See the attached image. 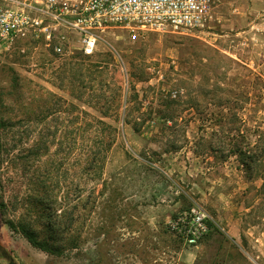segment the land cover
<instances>
[{
	"label": "rangeland",
	"instance_id": "obj_1",
	"mask_svg": "<svg viewBox=\"0 0 264 264\" xmlns=\"http://www.w3.org/2000/svg\"><path fill=\"white\" fill-rule=\"evenodd\" d=\"M199 41L114 29L92 55L58 56L30 37L0 50V264L263 263L264 77H229L232 62ZM190 148L214 162L237 154L255 176L239 245L177 178L174 154ZM194 202L215 225L190 246L168 221Z\"/></svg>",
	"mask_w": 264,
	"mask_h": 264
},
{
	"label": "built area",
	"instance_id": "obj_2",
	"mask_svg": "<svg viewBox=\"0 0 264 264\" xmlns=\"http://www.w3.org/2000/svg\"><path fill=\"white\" fill-rule=\"evenodd\" d=\"M220 2L0 0V50L13 48L19 40L30 37L58 56L73 49L92 55L103 35L114 29L125 30L133 40L151 31L195 37L210 26ZM214 225L212 214L197 202L168 221L170 229L190 246L198 245Z\"/></svg>",
	"mask_w": 264,
	"mask_h": 264
},
{
	"label": "crops",
	"instance_id": "obj_3",
	"mask_svg": "<svg viewBox=\"0 0 264 264\" xmlns=\"http://www.w3.org/2000/svg\"><path fill=\"white\" fill-rule=\"evenodd\" d=\"M190 38L199 39L203 48L222 52L232 62L225 73L229 77H246L248 81L252 77H264V0H222L215 8L210 26L202 34ZM190 46L195 50V42L191 41ZM231 48L234 54H231ZM238 48L244 52L247 49V57L240 58ZM202 59L208 60L206 56ZM247 111L256 119L254 99L248 103ZM258 112L264 113V105ZM259 122L254 120L248 124L257 123L264 129V121ZM193 144L191 141V146ZM174 156L175 166L180 167L184 163L176 176L191 184L190 198L203 202L214 211L218 225L227 232L228 238L238 245L242 243L245 232L240 212L246 195L250 196L255 191L250 185L256 182L254 175L250 177L252 172L239 166L237 154L214 162L212 155L199 156L194 148H190L186 154ZM262 182L264 184V180Z\"/></svg>",
	"mask_w": 264,
	"mask_h": 264
},
{
	"label": "trees",
	"instance_id": "obj_4",
	"mask_svg": "<svg viewBox=\"0 0 264 264\" xmlns=\"http://www.w3.org/2000/svg\"><path fill=\"white\" fill-rule=\"evenodd\" d=\"M0 139H1V137H0ZM2 146H4V144H2L1 140H0V155L4 151L2 149ZM25 234L29 238L30 242H32L34 245H36L37 247L41 248L42 250H44L46 252H49L51 254H62V252L64 251L62 246L58 243H52L51 241H47V240L46 241H37L34 233H32V232L25 231Z\"/></svg>",
	"mask_w": 264,
	"mask_h": 264
}]
</instances>
